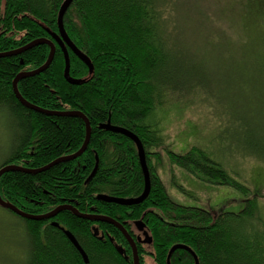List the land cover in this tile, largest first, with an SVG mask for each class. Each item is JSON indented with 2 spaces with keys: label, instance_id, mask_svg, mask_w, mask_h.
<instances>
[{
  "label": "trees",
  "instance_id": "trees-1",
  "mask_svg": "<svg viewBox=\"0 0 264 264\" xmlns=\"http://www.w3.org/2000/svg\"><path fill=\"white\" fill-rule=\"evenodd\" d=\"M63 1L0 0V53L21 49L38 39L53 43L50 66L20 80L17 90L26 102L40 109L82 113L90 126L89 143L78 158L40 173L3 174L1 199L38 216L69 201L77 202V206L70 204L78 213L92 207L114 219L117 215L126 220L139 219L145 213L142 220L152 244L137 248V253L151 255L155 264H165L167 252L174 245L190 249L198 264H264V216L257 200L261 188L251 189L236 181L201 148L174 152L166 145L164 130L156 129L158 116L161 121L166 112L179 105V99L191 98L197 91L190 80L194 68L187 48L177 41L173 0H72L63 16V28L93 66L89 74L86 65L67 50L69 76L84 81L79 85H70L63 78L64 56L53 39V34L58 35L57 14ZM250 3L252 17L262 27L257 45L264 49V0ZM168 38L172 42L167 48ZM48 54L49 46L42 44L0 58V111L9 115L11 124L10 143L0 168L16 165L39 169L72 155L84 141L83 120L37 113L21 105L13 94L15 76L38 69ZM201 93L205 97L208 94ZM108 121L133 133L143 146L150 191L138 205L125 207L95 199L99 194L136 198L143 190L135 145L123 135L99 128ZM161 152L171 166L196 179L237 191L242 196L241 208L229 212L174 202L157 173ZM96 159V172L85 182ZM173 186L188 193L177 182ZM14 216L24 223L26 264H85L63 230L74 235L87 264H131L130 252L129 260H120L110 247L90 235L89 221L70 212L61 211L49 221ZM169 264H194V260L186 250L175 249Z\"/></svg>",
  "mask_w": 264,
  "mask_h": 264
},
{
  "label": "rangeland",
  "instance_id": "rangeland-1",
  "mask_svg": "<svg viewBox=\"0 0 264 264\" xmlns=\"http://www.w3.org/2000/svg\"><path fill=\"white\" fill-rule=\"evenodd\" d=\"M173 2L177 41L187 48L194 68L190 80L197 91L191 98L179 99L161 121L160 116L153 120L156 129L164 130L166 145L174 152L201 148L236 181L251 189L260 187L257 200L264 216V49L258 46L262 27L252 17L250 0ZM10 136L9 115L0 111V164ZM159 156L157 173L174 202L229 212L241 208L237 191L200 181L171 166L163 152ZM23 228L21 219L0 208V264H26ZM145 263L151 264L150 259L145 258Z\"/></svg>",
  "mask_w": 264,
  "mask_h": 264
},
{
  "label": "water",
  "instance_id": "water-1",
  "mask_svg": "<svg viewBox=\"0 0 264 264\" xmlns=\"http://www.w3.org/2000/svg\"><path fill=\"white\" fill-rule=\"evenodd\" d=\"M71 3H72V0H64L63 3L61 4V6L58 10V14H57L58 35L53 34V39L56 42V44L60 47V49L63 53V56H64L63 78L70 85H79V84L83 83L84 81L80 80V79H72L69 76V56H68L67 50H69L74 56H76L80 61H82L86 65L89 74H92L93 66L90 63V60L81 51H79L76 48V46L70 41V39L68 38V36H67V34L63 28V16H64L65 12L67 11V9L69 8ZM42 44L49 46V54L47 56L45 63L41 67H39L38 69H35L33 71L21 72V73L17 74L12 81L13 94L21 105H23L24 107H26L30 110H33L37 113H40V114H43L46 116H50V117H71V118H79V119L83 120L84 125H85L84 141H83L81 147L78 149V151H76L72 155L58 158L53 163H50L49 165H46V166L39 168V169L28 170V169H24V168H22L20 166H16V165L4 166V167L0 168V177L3 174L9 173V172H22V173H27V174L40 173L42 171H45L46 169H48L50 166H52L54 164H57L60 162L71 161V160L78 158L81 154L84 153V151L86 150L87 145L89 143L90 126H89L88 121L86 120V118L84 117V115L82 113L77 112V111L52 112V111L40 109V108L33 106V105L29 104L28 102H26L20 96V94L17 90V83L20 80H22L24 78L36 76V75L44 72L50 66L52 59H53V56H54V52H55V47H54L53 43H51L50 41L44 40V39H38V40L32 41L31 43L27 44L26 46H24L21 49L6 52V53H0V58L16 56V55H19L20 53H22L24 51H27V50L35 47V46L42 45ZM99 128L103 129L105 131H109L112 133H117V134L123 135L133 142V144L135 145L136 151H137L138 162H139V166H140V169H141V172L143 175V190H142V193L136 198H114V197H109L107 195L99 194L96 196V199L99 201H103V202H107V203H114V204L121 205V206H134V205H138V204L142 203L149 194L150 179H149V173H148V169H147V165H146L144 149H143V146H142L140 140L137 138V136H135L130 131L123 129V128H120V127H115V126L110 125L109 121L105 124H101L99 126ZM97 165L98 164H97V159H96L95 166H94L92 172L90 173V175L88 176V178L86 179L85 182H88L92 178V176L95 174L96 169H97ZM0 208H3L7 211H10L14 215L21 217L25 220H31V221H46V220H49V219L53 218L54 216H56L59 212L63 211L64 209H69L72 211V213L76 217H79L81 219L89 220V221L105 222V223L112 224V225L116 226L118 229H120L121 232L126 237V239L129 241L130 245L132 246L133 264H138L137 252H136V249H135L132 241L130 240V237L127 235V233L123 230V228L118 223L114 222L113 220H111L109 218L101 217V216L83 215V214L78 213L75 209L67 208V207H58V208L54 209L52 212L45 214V215H40V216L29 215V214H26V213L18 210L12 204L3 201L1 199V197H0ZM53 225L57 227V225H55V224H53ZM63 232H64V235L66 236V238L72 243V245L76 248V250L81 254L84 261H86V256H85L84 252L78 246V244L74 240L73 236L67 231L63 230ZM144 242L149 243L150 239L147 238ZM175 249L186 250L192 256V258L194 260V264H198V260L195 256V254L190 249H188L187 247L182 246V245H174L170 248V250L168 252V256H167V264H168V259L171 255V253Z\"/></svg>",
  "mask_w": 264,
  "mask_h": 264
},
{
  "label": "flooded vegetation",
  "instance_id": "flooded-vegetation-1",
  "mask_svg": "<svg viewBox=\"0 0 264 264\" xmlns=\"http://www.w3.org/2000/svg\"><path fill=\"white\" fill-rule=\"evenodd\" d=\"M96 196H95V199H96ZM114 198H116V197H114ZM60 201H63V200H60ZM97 201H99V200H97ZM100 202H103V201H100ZM64 203L65 204H58L57 206L58 207H67V208H72V209H75V208L72 207L73 205H71V204H74L77 206V202L73 203V202L69 201L67 203L66 202H64ZM103 203H107V202H103ZM110 204H114V203H110ZM128 207H131V206H128ZM63 211H67V212L72 213V211L69 209H64ZM80 214L106 217V218H109V219L113 220L114 222L118 223L123 228V230L127 233V235L130 237V240L132 241V243L136 249V252H137V248L149 247L152 244V238L150 237V235L147 231V226H146L145 222L142 220L145 213H143V215L139 219L126 220V219H123L120 215L115 216V219H114V218L107 217L104 214H99L96 211H94L92 207H90L88 212H84V213H80ZM53 218H51V219H53ZM87 221H89V220H87ZM89 223H90L89 233L94 238L95 241H97L98 243H101L104 246L110 247L112 249V251L117 255V257L120 260L122 259L125 262L127 261V259L129 260V258H127V254H129V252H130L131 253L130 260H131V264H133L132 246L130 245L129 241L126 239V237L124 236V234L121 232L120 229H118L116 226H114L112 224L105 223V222L89 221ZM53 224L54 223H52L51 226H54ZM54 227H56V226H54ZM63 235H64V232H63ZM72 236H73L74 240L76 241L74 235H72ZM64 237L68 241V243L74 248V250L80 255V257L83 260V263L87 264L88 263L87 258H86V261H84L83 257L76 250V248L72 245V243L66 238L65 235H64ZM147 238L150 239L149 243L144 242ZM168 252H167V256H168ZM167 256L165 259V264H167ZM137 257H138V264H144L145 258H149L151 261V264H155L151 255H144L141 253L139 256L137 253ZM169 259H170V257H169ZM169 259H168V264H169Z\"/></svg>",
  "mask_w": 264,
  "mask_h": 264
}]
</instances>
